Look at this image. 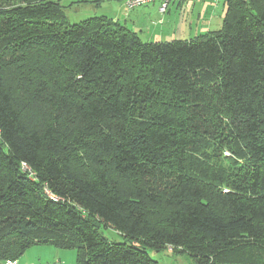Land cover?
I'll use <instances>...</instances> for the list:
<instances>
[{"label":"trees","instance_id":"16d2710c","mask_svg":"<svg viewBox=\"0 0 264 264\" xmlns=\"http://www.w3.org/2000/svg\"><path fill=\"white\" fill-rule=\"evenodd\" d=\"M36 244L75 264H158L147 249L167 246L264 264V0L170 41L0 0V264Z\"/></svg>","mask_w":264,"mask_h":264},{"label":"rangeland","instance_id":"374dc122","mask_svg":"<svg viewBox=\"0 0 264 264\" xmlns=\"http://www.w3.org/2000/svg\"><path fill=\"white\" fill-rule=\"evenodd\" d=\"M71 1L73 0H62L66 16L71 22H79L91 16H105L110 19L116 17L113 20H117L118 18L120 23H126L125 25L129 28H134V24L131 21L137 19L136 14L124 5V0L123 5L119 3L120 0H83L73 3ZM211 4L214 5L215 3L212 2ZM157 9L151 14H147L149 16H147V20H144L142 25H137L134 28L143 41L189 39L194 37L196 32L198 34L207 32L204 24L208 23V21L211 25H216V19L210 20L213 12L208 5L201 7L198 3L195 6L189 3L176 7L171 2L166 12L162 13ZM216 29L218 28H214V30ZM99 230L110 241L123 239L121 233L111 227L101 226ZM172 249L167 246L159 251L151 248L147 250L158 264H193L189 254L184 251H174ZM58 251L62 252L59 258L62 264H75V251L73 249H60L51 244L32 245L19 258L22 261H26V263L45 264L54 262L57 259L55 256Z\"/></svg>","mask_w":264,"mask_h":264},{"label":"crops","instance_id":"0c3cea01","mask_svg":"<svg viewBox=\"0 0 264 264\" xmlns=\"http://www.w3.org/2000/svg\"><path fill=\"white\" fill-rule=\"evenodd\" d=\"M212 2L215 3V4L212 5L211 4ZM119 3L121 5H123V0H120ZM159 3H160V1H155L153 3L145 4V5L139 6L137 8L131 9L132 11L135 12L136 18H137L136 20L133 19V21H131L134 24V28H136L137 25L138 26L139 25H142L144 23V20H147V18H148L147 16H149L147 14H151L156 8H158L157 10L159 11ZM172 3H174L176 5V7H180L182 5H187L189 3H191L193 6H195V4L198 3V4L201 5V7H204V6H207L208 5L211 8L212 12H213V14L211 15L210 20L216 19V22H215L216 25L213 26L208 21V23L204 24V27L206 28L207 31L214 30V28H218L219 29L221 27L222 19H223L225 10H226V0H183V1H175V2H172ZM169 6H170V3L168 5V7ZM167 10H168V8H167ZM115 18L116 17H113V19H115ZM117 21H119L118 18H117ZM131 28H132V30H135L136 31V29H134L133 27H131ZM197 34L198 33L196 32L194 36H196ZM61 255H62V252H59L58 251L57 252V255L55 256V258H57L56 260H59V258H60ZM19 262L21 264H29V263H32V262L26 263V261L20 260V258H19Z\"/></svg>","mask_w":264,"mask_h":264},{"label":"built area","instance_id":"2783aa9c","mask_svg":"<svg viewBox=\"0 0 264 264\" xmlns=\"http://www.w3.org/2000/svg\"><path fill=\"white\" fill-rule=\"evenodd\" d=\"M155 1L156 0H124V5L128 9H134V8H137L145 4L153 3ZM175 1H183V0H160L159 11L162 13L166 12L169 3L175 2ZM1 264H21V263L19 262L18 259H6L2 261ZM29 264H33V263H29ZM47 264H62V263L60 261H55V262L47 263Z\"/></svg>","mask_w":264,"mask_h":264}]
</instances>
